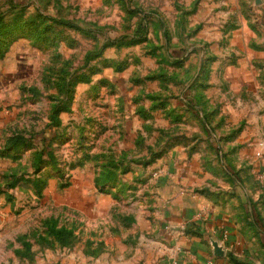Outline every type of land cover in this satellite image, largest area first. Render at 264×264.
I'll list each match as a JSON object with an SVG mask.
<instances>
[{"label": "rangeland", "instance_id": "1", "mask_svg": "<svg viewBox=\"0 0 264 264\" xmlns=\"http://www.w3.org/2000/svg\"><path fill=\"white\" fill-rule=\"evenodd\" d=\"M0 21V264H167L132 214L162 209L159 162L180 153L227 217L205 264H264V195L193 104L208 87L181 66L180 0H0Z\"/></svg>", "mask_w": 264, "mask_h": 264}, {"label": "crops", "instance_id": "2", "mask_svg": "<svg viewBox=\"0 0 264 264\" xmlns=\"http://www.w3.org/2000/svg\"><path fill=\"white\" fill-rule=\"evenodd\" d=\"M180 61L184 69L198 72L193 74L194 88L208 87L204 98H195L193 104L215 129L211 134L219 136L225 150L240 151L236 165L243 168V176L255 178V191H249L256 198L264 195V0H180ZM201 70L207 71V82H201ZM80 86L84 90L89 87L88 83ZM133 92L136 95L137 90ZM131 99L125 109L135 114ZM217 121L224 131L218 132ZM234 127L240 131L231 139ZM159 163L164 166L156 199L162 209L152 210L148 216L133 213L134 228L140 238L155 235L156 252L169 257L167 264H205L212 259L213 247H228L219 235L226 230L223 221L227 217H221L197 192L207 183L208 175L182 153L180 160ZM243 176L248 187L249 180ZM100 196V200L110 197ZM261 212L263 215L260 207L258 215ZM194 223L200 224L203 238L186 234ZM162 237H166L167 246L160 249ZM224 263L215 259L213 264Z\"/></svg>", "mask_w": 264, "mask_h": 264}, {"label": "trees", "instance_id": "3", "mask_svg": "<svg viewBox=\"0 0 264 264\" xmlns=\"http://www.w3.org/2000/svg\"><path fill=\"white\" fill-rule=\"evenodd\" d=\"M1 23V25H0V32H1V35H3V36H1V37H5L4 39H1L0 38V53L2 52V53H4L5 51H8L9 50V48H10V46L12 45V43L15 41V40H13V39H10L9 40V38L10 37H12V32H11V30L12 29H10V25H8V24H5V23H3L2 21H0ZM89 82V80H86V81H82L81 82V84L82 83H88ZM57 114H53L52 115V118H55V116H56ZM53 120V119H52ZM57 125H59V122H57ZM102 194H106V192H104V191H102L101 192ZM190 229L191 228H188V230L186 231V234H189L190 233ZM192 229H193V227H192Z\"/></svg>", "mask_w": 264, "mask_h": 264}]
</instances>
